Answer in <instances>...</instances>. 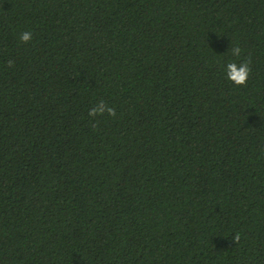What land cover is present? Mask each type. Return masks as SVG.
<instances>
[{
    "label": "trees",
    "instance_id": "trees-1",
    "mask_svg": "<svg viewBox=\"0 0 264 264\" xmlns=\"http://www.w3.org/2000/svg\"><path fill=\"white\" fill-rule=\"evenodd\" d=\"M0 264H264V0H0Z\"/></svg>",
    "mask_w": 264,
    "mask_h": 264
},
{
    "label": "clouds",
    "instance_id": "clouds-1",
    "mask_svg": "<svg viewBox=\"0 0 264 264\" xmlns=\"http://www.w3.org/2000/svg\"><path fill=\"white\" fill-rule=\"evenodd\" d=\"M32 33L25 31L20 34V41L22 43H27L31 40ZM231 55L236 57L237 59L240 58L242 49L234 45L231 48ZM250 60L248 58L243 59L239 63L236 61H230L224 66V72L225 77L229 81H231L236 86H244L247 83L248 77L251 73V67H250ZM14 62L12 60L7 61V66L11 68L13 66ZM107 114L110 117L116 116V111L114 107H111L107 105L103 100H101L98 104H96L94 107H92L89 112V117H96V116H102L104 114ZM92 126L96 127V122L94 121ZM232 240L236 243L240 240V234L236 233Z\"/></svg>",
    "mask_w": 264,
    "mask_h": 264
}]
</instances>
